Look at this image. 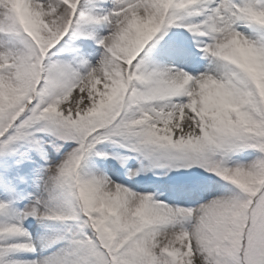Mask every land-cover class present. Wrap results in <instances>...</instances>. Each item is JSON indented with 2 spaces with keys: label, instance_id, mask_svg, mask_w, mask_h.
<instances>
[{
  "label": "snow or ice",
  "instance_id": "1",
  "mask_svg": "<svg viewBox=\"0 0 264 264\" xmlns=\"http://www.w3.org/2000/svg\"><path fill=\"white\" fill-rule=\"evenodd\" d=\"M0 35V264H264V0H0Z\"/></svg>",
  "mask_w": 264,
  "mask_h": 264
},
{
  "label": "rangeland",
  "instance_id": "2",
  "mask_svg": "<svg viewBox=\"0 0 264 264\" xmlns=\"http://www.w3.org/2000/svg\"><path fill=\"white\" fill-rule=\"evenodd\" d=\"M18 43V40L15 37L12 36H3L0 35V48H12L15 47ZM32 190V188H31ZM3 196V195H2ZM0 196V197H2ZM26 222V226H27ZM31 223L33 224L34 227L29 228V231L32 233V235L35 237L36 236V231L35 229L37 228H41L40 225L36 224L35 221H31ZM58 225L55 222H52L47 229H41L42 231L44 230H48V231H55L57 229Z\"/></svg>",
  "mask_w": 264,
  "mask_h": 264
}]
</instances>
